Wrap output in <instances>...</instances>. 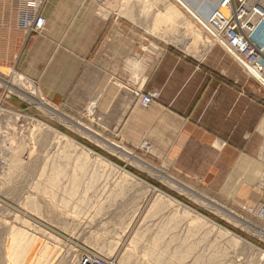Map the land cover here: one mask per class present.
<instances>
[{"label":"rangeland","instance_id":"374dc122","mask_svg":"<svg viewBox=\"0 0 264 264\" xmlns=\"http://www.w3.org/2000/svg\"><path fill=\"white\" fill-rule=\"evenodd\" d=\"M100 2L103 16L109 10L138 19L147 45L196 55L211 44L173 0ZM191 2L206 18L218 0L210 8ZM165 3L199 34L186 20L163 19ZM182 35L189 45L179 43ZM0 71V264H264V171L251 187L240 174L237 181L222 177L228 172L205 180L169 169L147 140L138 149L109 143L87 132V120L100 116L83 106L62 117L59 108L31 100L41 98L35 84ZM151 236L166 250L147 254Z\"/></svg>","mask_w":264,"mask_h":264},{"label":"crops","instance_id":"0c3cea01","mask_svg":"<svg viewBox=\"0 0 264 264\" xmlns=\"http://www.w3.org/2000/svg\"><path fill=\"white\" fill-rule=\"evenodd\" d=\"M100 1L45 0L35 8L45 29L27 34L20 20L28 4L0 0V68L35 84L61 116L83 106L100 116L87 120V132L109 143L138 149L147 140L169 169L205 180L240 174L256 186L264 171V88L221 46L194 55L147 45L138 19L103 16ZM134 90L159 96L142 107Z\"/></svg>","mask_w":264,"mask_h":264},{"label":"built area","instance_id":"2783aa9c","mask_svg":"<svg viewBox=\"0 0 264 264\" xmlns=\"http://www.w3.org/2000/svg\"><path fill=\"white\" fill-rule=\"evenodd\" d=\"M18 1L28 4L20 29L27 34L42 32L46 19L35 8L45 0ZM199 24L211 45L221 46L264 88V0H219ZM157 94L155 91L133 92L135 100L143 107L149 106Z\"/></svg>","mask_w":264,"mask_h":264},{"label":"bare ground","instance_id":"6f19581e","mask_svg":"<svg viewBox=\"0 0 264 264\" xmlns=\"http://www.w3.org/2000/svg\"><path fill=\"white\" fill-rule=\"evenodd\" d=\"M104 1V0H103ZM175 3H177L187 14H189L190 15V17L191 18H193V20L194 21H197V23H198V25H200L199 23H201V22H203L204 21V19H205V17H204V15L203 14H201V11H200V9L198 8V6H196V4L195 3H192L191 2V0H173ZM201 1H203V2H201ZM199 0V2H201V3H203V5L205 6V8H210V7H212V6H214L215 5V3H216V0ZM219 1V0H218ZM217 4H218V2H217ZM217 4H216V6H217ZM215 6V7H216ZM214 7V8H215ZM213 8V9H214ZM165 9H166V11L164 12V15H163V19H165L166 21H168V22H170L172 25L174 24V23H178V22H180V21H183V20H186V22H187V28L188 29H190L191 30V33L193 34V35H198L199 34V32L194 28V27H192L191 25V23H189V20L185 17H182L181 15H180V12L178 11V9H176V7L175 6H172V5H170L169 3H165ZM162 15V14H161ZM181 18V19H180ZM157 19V18H156ZM158 19H159V17H158ZM185 22V21H184ZM175 26V25H174ZM176 26H178V25H176ZM166 27V26H165ZM185 27V26H184ZM158 29V28H157ZM167 33V32H166ZM180 37V44H182L183 46H187V45H189L188 44V39H186L185 37H183V35L182 36H179ZM252 77V76H251ZM253 78V77H252ZM7 83V82H6ZM7 86H9L11 89H16V88H14L11 84L9 85L8 83L6 84ZM23 88H25V86H23ZM24 94V93H23ZM25 95V94H24ZM31 100H34L35 101V104H37V105H39V106H42V107H46V102L43 100V99H41V98H39V99H31ZM51 110L53 111V112H55V108H53V107H51ZM11 117V116H10ZM17 118L16 117H14L13 119H11V120H16ZM47 126V125H46ZM33 128V127H32ZM83 150H85L86 152H92L90 149H88V148H85V147H83ZM12 162V161H11ZM14 162H15V160H14ZM12 168V167H11ZM7 170H8V168H7ZM156 189V188H155ZM158 189H156V191H157ZM158 192H159V196L160 195H165V196H167V197H169V199L171 200V201H174V202H177L178 204H181L179 201H177L176 199H174V198H172V197H170V196H168V195H166V194H164L163 192H161L160 190H158ZM183 205V204H182ZM152 206V205H151ZM184 207L183 208H188L187 206H185V205H183ZM189 209V208H188ZM140 235V234H139ZM155 235H157V234H155ZM148 236V235H147ZM151 238H152V236H151ZM138 239V238H137ZM146 240V239H145ZM152 241H150L149 242V244H148V246L146 247V253L148 254H150V255H153L154 253H155V249H165L166 250V248H164L162 245V248H159L158 246L160 245V244H162L161 243V241H160V238H159V236H155V237H153L152 239H151ZM128 243V242H127ZM164 246H166V245H164ZM158 247V248H157ZM167 247V246H166ZM14 248V247H13ZM127 248H129V246L127 247ZM132 249V248H131ZM162 249V250H163ZM168 249V248H167ZM24 250V249H23ZM136 250V249H135ZM134 250V251H135ZM127 251V250H126ZM37 252V251H36ZM142 252V251H141ZM144 253V252H143ZM43 254V253H42ZM137 254V253H136ZM146 254V255H147ZM20 255V254H19ZM38 255V254H37ZM41 255V254H40ZM51 255V254H50ZM135 255V254H134ZM141 255V254H140ZM143 255V254H142ZM155 255H156V253H155ZM158 255V254H157ZM9 257V256H8ZM153 257H155V256H153ZM15 258V257H14ZM141 258V257H140ZM145 258V257H144ZM156 258H158V257H156ZM17 259V258H16ZM21 259V258H20ZM123 259V258H122ZM31 260V259H30ZM14 261V260H13ZM19 261V260H18ZM22 261V260H21ZM16 262V261H15ZM24 262V261H23ZM19 263V262H18ZM139 263V262H138ZM15 264V263H14ZM22 264V263H21ZM29 264V263H28Z\"/></svg>","mask_w":264,"mask_h":264}]
</instances>
